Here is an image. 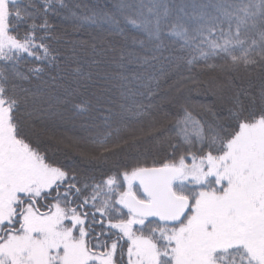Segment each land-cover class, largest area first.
<instances>
[{
    "label": "snow or ice",
    "instance_id": "snow-or-ice-1",
    "mask_svg": "<svg viewBox=\"0 0 264 264\" xmlns=\"http://www.w3.org/2000/svg\"><path fill=\"white\" fill-rule=\"evenodd\" d=\"M0 264H264V0H0Z\"/></svg>",
    "mask_w": 264,
    "mask_h": 264
},
{
    "label": "rangeland",
    "instance_id": "rangeland-1",
    "mask_svg": "<svg viewBox=\"0 0 264 264\" xmlns=\"http://www.w3.org/2000/svg\"><path fill=\"white\" fill-rule=\"evenodd\" d=\"M210 96V94H209ZM211 97V96H210ZM72 125H75V120H73ZM71 124H67V126L64 127L62 125L61 127L56 129V136H62L63 139H56L52 138L47 141V147H53V150H56V152H59V156L57 158L67 162L69 159H75L74 164H79L82 167H85L84 164L80 161L79 159V153L77 150L74 149L73 142L74 139L78 136L79 132L76 131H71L70 128ZM77 134V135H76ZM51 154H53L51 152ZM68 154V155H66ZM68 163H70L68 161Z\"/></svg>",
    "mask_w": 264,
    "mask_h": 264
},
{
    "label": "trees",
    "instance_id": "trees-1",
    "mask_svg": "<svg viewBox=\"0 0 264 264\" xmlns=\"http://www.w3.org/2000/svg\"><path fill=\"white\" fill-rule=\"evenodd\" d=\"M70 3H76V2H80V0H69ZM83 2H87L89 4H101V5H104V4H111L113 2V0H83ZM130 28V26H129ZM131 30V29H130ZM91 31H94L93 29L91 28H85L84 32L82 33L83 35H86L88 32H91ZM190 101L193 103V104H198V103H201V102H205L206 100L208 99H211L210 96H205L199 92H196V91H193L191 94H190ZM77 100H82V101H87L90 99L88 93H82L81 95H79L78 97H76ZM81 117H78V116H70L69 117V120L66 124H64V127L67 126V124H71L70 128H71V131H76V132H79V128H80V122H81ZM75 120V125H72V121ZM77 135V134H76ZM49 150H50V153L52 152L55 157L59 156V152H56V150H53V147H48ZM68 155V154H66ZM75 157L74 159H69L68 161L70 162L69 164H74L75 162ZM74 160V161H73ZM67 161V163H68ZM74 162V163H73ZM85 167H89V165H86L84 164Z\"/></svg>",
    "mask_w": 264,
    "mask_h": 264
}]
</instances>
